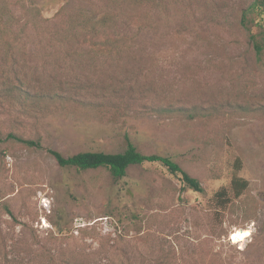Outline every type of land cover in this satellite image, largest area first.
Here are the masks:
<instances>
[{"label":"rangeland","instance_id":"rangeland-1","mask_svg":"<svg viewBox=\"0 0 264 264\" xmlns=\"http://www.w3.org/2000/svg\"><path fill=\"white\" fill-rule=\"evenodd\" d=\"M80 1L0 0V64L38 76L36 66L55 60L45 51L61 13L71 19L81 5L89 9ZM216 1L228 16L232 4L248 0ZM180 30L157 24L153 56L130 65L169 95L179 84L177 105L218 107L207 127L0 100V264H264V49L257 61L249 39L264 25L250 33L204 28L199 42ZM124 134L140 153L171 158L204 192L158 164L114 179L103 168H60L49 152L121 153ZM235 176L247 182L237 199L229 191ZM222 188L224 206L212 198ZM248 228L246 241L232 243L233 230Z\"/></svg>","mask_w":264,"mask_h":264},{"label":"trees","instance_id":"trees-1","mask_svg":"<svg viewBox=\"0 0 264 264\" xmlns=\"http://www.w3.org/2000/svg\"><path fill=\"white\" fill-rule=\"evenodd\" d=\"M80 2L86 3L89 9L81 5L71 19L69 15L61 13L59 30L51 33L45 51L47 57L55 60L36 66L34 69L38 71V76L26 75L13 63L0 64V100L24 107L66 104L97 111L118 120L130 116L180 118L188 122H200L207 127L214 116L222 112H219L218 107L177 105L179 84L169 95L164 86L147 78L141 66H131L130 63L153 56L156 25L161 22L168 23L175 34L183 32L181 28L189 30L196 42L200 41L198 34L204 28H236L250 33L252 27L261 29L264 25V0L234 3L228 16H222L223 9L216 0ZM197 15L203 16L202 24L195 21ZM174 16L181 19L178 25H171ZM184 16L190 17L192 22L185 21ZM258 34L259 37L250 35L249 39L254 55L260 61L264 49V31ZM186 75L187 71L180 72V76ZM7 138L16 139L11 134ZM122 139L125 149L121 153L87 151L63 157L57 151L49 152L60 168H74L77 171L103 168L114 179L123 178L132 166L158 164L169 174L177 176L185 188L197 193L204 192L200 182L171 158L142 154L126 134ZM18 140L36 145L32 141ZM236 164L239 167V161ZM246 189L245 180L236 176L231 179L229 191L233 198H239ZM212 198L224 206L229 202L228 189L218 190Z\"/></svg>","mask_w":264,"mask_h":264},{"label":"bare ground","instance_id":"bare-ground-1","mask_svg":"<svg viewBox=\"0 0 264 264\" xmlns=\"http://www.w3.org/2000/svg\"><path fill=\"white\" fill-rule=\"evenodd\" d=\"M250 236V229H235L230 233V240L232 243H240L246 241Z\"/></svg>","mask_w":264,"mask_h":264}]
</instances>
